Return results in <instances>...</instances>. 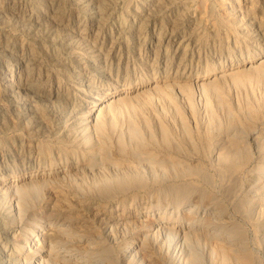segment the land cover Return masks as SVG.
<instances>
[{"label": "bare ground", "instance_id": "6f19581e", "mask_svg": "<svg viewBox=\"0 0 264 264\" xmlns=\"http://www.w3.org/2000/svg\"><path fill=\"white\" fill-rule=\"evenodd\" d=\"M200 1L205 4L209 0ZM243 1L248 7L244 24L256 42L264 41V2L257 5V0ZM251 6L260 7L259 14ZM210 8L205 16L212 14ZM200 22L195 0H0V61L4 63L12 53L18 61L17 69L7 66L0 71V115L8 104L35 106L56 95L47 89L41 55L22 34L38 42L54 64L69 59L71 52L89 62L98 57L121 64L124 50L142 45L153 51L154 61L166 62L171 54L169 63H176L185 75L189 70L186 60L197 46V39L181 28L187 24L195 30ZM67 27L72 30L62 32ZM258 55L243 62L240 59L242 63L225 71L208 68L204 75H192L191 79L168 77L135 93L120 86L111 95L105 93L97 103L91 101L87 115L74 113L73 119L66 121V138L72 146L67 141L68 147L60 144L55 149L71 163L57 165L48 160L47 167L25 172L18 180L0 177V264H97L102 257L108 264H262L258 252H264L263 98L256 104L241 101L250 110L245 115L254 117L251 124V115L247 116L251 123L246 126L244 122L247 131L239 133H230L221 115L224 110L219 108V114L218 107H213L217 103L212 106L211 100H202L206 104L198 106L190 97L184 99L189 107L186 112V105L177 108L180 132L170 147H146L135 137V131H104L107 121L114 122L120 112L134 106L133 99L150 101L157 92L174 100V94L192 90L193 81L208 97L209 90L217 94L227 90L228 94V81L230 88L249 83L251 90L250 83L264 80V54ZM217 102L221 108L226 105L224 100ZM238 105L241 107L240 102ZM220 115L226 121L222 122ZM28 116L26 111L19 113L24 121H30ZM31 126L40 128L41 124L31 120ZM123 130L128 133L127 139ZM40 148L48 156L53 147ZM49 184L109 203L108 208L103 201L95 200L98 204L84 202L79 206L83 208H78L79 220L112 210L103 235L93 234L91 229L79 230L69 222H76L75 214L56 211L49 215L48 234L42 232L44 224L37 220L32 222L35 227L21 228L17 235L14 229H8L4 216L16 220L25 216L23 195L30 189L39 195ZM11 191L18 195L9 196ZM37 242L40 244L33 248ZM27 249L29 257L25 256Z\"/></svg>", "mask_w": 264, "mask_h": 264}, {"label": "rangeland", "instance_id": "374dc122", "mask_svg": "<svg viewBox=\"0 0 264 264\" xmlns=\"http://www.w3.org/2000/svg\"><path fill=\"white\" fill-rule=\"evenodd\" d=\"M263 2L264 0H257L256 3L257 5H263ZM209 7L212 9V14L210 13L205 16V14H207L206 10L208 12ZM247 8L245 1L243 0H209L205 4H203L200 0H195L196 18L201 17L200 25L195 30L192 26L187 24L182 25L181 28L183 33L191 34L192 37L197 39V46L193 48L192 54L188 57L189 60H186L189 70L185 72V75L182 74L181 70L176 67V63L174 65H172V61L169 63V60H171V54H169L166 62L165 59L162 62L154 61L152 58L154 55L151 54L153 51H151L149 47L142 45L134 47L131 46L127 50H124L126 52L124 53V59L121 64H117L113 60H100L98 57L89 62L88 60H85V57L77 55L74 52L70 53V58L66 61L54 64L48 59L45 49L40 46L38 42H35L29 36L22 34L24 36V41H31L32 48L41 55L43 62L42 72L45 76L44 79L48 87L47 89H49L50 92H56V95L52 93L53 95L49 99L50 102L46 99L43 103L40 102L41 105L40 103L35 106L22 103L20 105L17 104L16 106L8 104L7 109H5V111L3 109L4 114L0 115V177H3L2 180L5 178L18 180L26 173L36 172L44 167H47L50 162H52V164L58 163L57 165L71 163L70 158L60 154V151L57 152L55 149L60 144L61 145L59 147H68L67 141L69 143V139L68 137L66 138V134L69 133V129L67 130L66 128H69L68 123L73 119V114L75 113V115L81 116L82 113L83 115L85 111L87 112L88 109L92 107L93 104L91 101L93 103H97V101L101 99L105 93V95H108L109 92V95L113 94L117 87L121 86L126 88L128 93H135L136 91L143 90L144 88L148 89L156 82L162 83L168 77L179 78L181 75L180 78L184 76L188 79L190 77L192 78V75L198 74L202 76L208 68L210 69H208V71H211V69L216 72L219 70L225 71L226 69L228 70L236 67L240 64L241 60L242 62L244 60H251L259 56L258 54H264L263 39H260L259 41L257 40L256 42V40L251 37L249 29H247L248 26L244 24L247 17ZM251 8L256 14H259L258 12H260V7L251 6ZM127 13H125L126 20L129 18L127 17ZM70 30H72L71 27L63 28L62 32H70ZM168 30H172L171 26H168ZM171 53H173V51ZM12 56L13 53L11 55H7L4 63L3 61H0V71L3 70V68L5 69L7 66L9 68L12 67L13 69L18 68V61L14 60ZM77 57L80 58L78 59ZM10 58L12 59L10 60ZM74 59L76 61H73ZM89 63L91 64L89 65ZM261 80L259 82L250 83L253 85L252 88L257 86L256 89L254 88L253 90L252 88L250 90L249 87L251 85L249 86V83L242 84L243 86L233 84L235 89L233 86L230 88L227 86L231 84L230 81H228L225 86L230 89L228 90V94L225 92L227 91L225 90L226 88L224 89L225 93L223 92L222 94V92H220L222 95H220V93L217 94V92H209V90L207 92L210 97L206 96L207 94L204 90H199L201 88H199L197 84L196 86L193 80H191L194 84L192 85L193 88L192 86L190 87L192 88V90H190L192 92L186 90L190 94L186 91L182 94L180 92V95L176 93L174 94L175 97L173 96L174 100H168L166 98L168 96L163 97L160 93L154 92L150 101H146L144 98L133 99L132 104L134 106L125 108L116 116L114 122L107 121L104 131L110 134L113 130L115 132H120L121 129L135 131L136 134L133 133L135 137L138 136L144 142L146 147H170L171 145H175L176 137H178L180 132L177 108L178 106L182 107L183 105H186L184 106L186 112L189 107L186 104L188 101H185L184 99L189 97L191 100H201L200 104L199 101H193L198 106L206 104L204 103L206 100H211L210 102L212 106L217 103L213 107H218V113L221 111H219V108L224 110H222L223 113L221 115H224V119L226 118L227 123L224 122V124L229 125L228 127L230 128L228 130H230V133H235V131H238V133L239 131H247V127H245V125L247 126L248 123L250 124L251 122V124H253V121H251V117L253 115L249 113V115H251L249 118L251 122H248L249 120L247 121V116L249 115H245V113L247 114L250 110L246 109L247 106L245 104H251V101L256 104V102L258 103V101H261L262 98L264 99V80L263 82ZM236 86H238V88ZM239 88L242 89L241 92H244L245 90L247 92L245 91L244 93H241ZM232 89L235 91L238 90L239 93L245 95L242 97L241 94L233 91ZM230 92H235V94L233 95ZM214 93L218 95H216V101L213 100L215 98ZM229 93L230 96H227ZM210 94H213V98ZM238 94L240 96H238ZM222 96H224V98ZM226 96L231 103L225 99ZM237 98L242 108L238 107L239 102ZM218 99L219 101L224 100L226 105L223 104L224 106L222 108L219 107V102H217ZM235 101L238 103L236 104ZM241 101L242 103H244L243 101L246 103L243 105L241 104ZM226 110L228 111V114ZM20 111H26L27 114L30 115V117L28 116L30 121H24L19 118ZM231 112L236 114H229ZM85 114L87 115V113ZM43 116L46 120L43 119ZM222 117L221 121H226ZM228 117L232 120H229ZM237 117L239 119H245L246 121L242 119L240 121ZM31 120L39 122L41 124L40 128H33L31 126ZM66 121L68 123H66ZM85 121L87 120L85 119ZM230 122L231 124H229ZM244 122L248 123H245L244 125ZM65 123L67 126H63ZM240 123H243V128H246L245 130L241 127L242 124ZM125 130H123V136L127 139L128 133L124 132ZM241 133L244 135L246 132ZM107 139H109L108 134ZM51 140H54L52 142H55L53 145L52 142H50ZM48 142L51 144H48ZM69 145V147L72 146L70 143ZM47 146L53 147L50 149V157L44 153L42 154L40 151V147ZM56 152L60 155V157ZM59 158L61 161H59ZM54 159L57 162H55ZM48 160L50 161L49 163L47 162ZM8 193L7 194L9 196L18 195L17 191H11ZM23 196H25L24 199L26 201L23 202L24 209L22 210L24 211L25 216H22L21 219L19 217V219L17 218L16 220V218L8 217V219L6 216L3 217L2 215V217L5 218L3 221H7L5 223L6 227L8 226V229H14L13 231H15L16 235L19 234L20 231L18 230H21V228H28V230H31L32 227H35L33 226L34 224H32L35 220L44 224V230L42 232L48 234L50 231L48 225L51 220L50 216L54 211L63 212L62 214L64 215L69 214L74 216L75 214L76 222L74 223L73 220L69 221L73 226L77 227L79 230L91 229V233L103 235V231L106 227L105 224L107 223V217L110 216L109 214L113 213L112 210L106 211L104 214H102L103 212H99L98 215H94L93 213V216L88 215V217H84L87 218V220H79L80 215L78 213L81 211H79L80 209L78 208H83L79 206H84V202L85 205L88 203L93 204V201L94 203H96V201H100L102 203L103 199L97 196L88 195V193H78L74 195L63 186L58 187L56 185L53 186L49 184L44 187L42 193L39 195L38 192L30 189V192ZM150 201H153L152 203L155 202V200L151 198ZM103 204H106L105 201H103ZM106 205L108 208L110 207L109 203ZM88 207H92L91 210L93 212V206L88 205ZM155 207L156 206L153 208ZM75 208L76 210H74ZM94 211L96 213V210ZM110 211L112 213H110ZM104 215L106 216V219L103 218ZM101 216L102 218H99ZM147 222L148 221H146V224H148ZM39 244L40 242H37L32 245V247L34 248ZM25 253V256L29 257L30 250L27 249ZM258 256L260 257L261 263L264 264V252L259 251ZM96 261L98 262L97 264H108L106 257H102L100 261Z\"/></svg>", "mask_w": 264, "mask_h": 264}]
</instances>
